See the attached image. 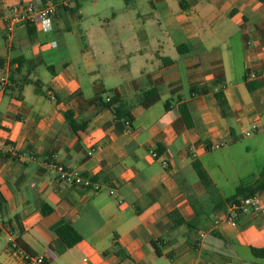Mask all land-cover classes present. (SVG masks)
Listing matches in <instances>:
<instances>
[{
	"label": "crops",
	"instance_id": "0c3cea01",
	"mask_svg": "<svg viewBox=\"0 0 264 264\" xmlns=\"http://www.w3.org/2000/svg\"><path fill=\"white\" fill-rule=\"evenodd\" d=\"M25 1L42 0H0V77L10 81L0 88V264H27L13 247L17 238L45 264H264V207L227 224V199L238 185L224 195L204 162L213 146L238 139L236 128L243 137L255 124L264 134V3L146 0L137 19H154L165 40L126 54L141 66L125 77L119 66L101 70L83 41V0H55L68 5L48 32L33 26L29 35L19 25L7 39L4 21ZM248 72L258 78L247 82ZM254 82L262 84L249 92ZM150 88L155 97L139 103ZM106 98L131 112V128L102 107ZM67 112L86 129L74 131ZM52 163L88 176L101 191L60 182ZM42 206L51 212L43 215ZM63 224L81 237L72 248L56 234Z\"/></svg>",
	"mask_w": 264,
	"mask_h": 264
},
{
	"label": "rangeland",
	"instance_id": "374dc122",
	"mask_svg": "<svg viewBox=\"0 0 264 264\" xmlns=\"http://www.w3.org/2000/svg\"><path fill=\"white\" fill-rule=\"evenodd\" d=\"M92 2L83 0L84 18L79 27L83 34L86 31L83 41L91 47L101 70L103 66H119L121 76L131 77L141 64L130 62L136 58L135 54L130 59L125 55L140 48L150 51L157 40H165L154 19L147 16L137 19V14L142 15L147 8L146 0L128 4L122 0H98L96 9ZM164 47L166 54H174L167 45ZM126 59L129 62H121ZM142 65L150 68V64ZM235 131L238 135L235 142L226 139L222 147L214 148L204 160L224 195H231L235 186L258 176L264 167V134L253 131L249 137H242L238 128Z\"/></svg>",
	"mask_w": 264,
	"mask_h": 264
},
{
	"label": "built area",
	"instance_id": "2783aa9c",
	"mask_svg": "<svg viewBox=\"0 0 264 264\" xmlns=\"http://www.w3.org/2000/svg\"><path fill=\"white\" fill-rule=\"evenodd\" d=\"M66 2H57L55 0H45L39 3L32 1L21 2L20 4L12 7L4 21L5 36L7 39L11 38L15 28L19 25H31L37 27L40 31L48 32L51 29V23L55 18L58 8L60 6L66 7ZM258 78L257 73L248 72L246 81L250 82ZM10 86V81L7 77H0V88L4 90ZM110 98H106L108 102ZM259 130L257 125H251L249 130L244 133L245 137H249L251 132H257ZM218 145L212 148H217ZM50 167L57 173L58 180L64 184L81 188H92L94 191H101V187L93 185L92 180L88 176H82L77 173L69 172L59 163H52ZM109 194H113V190L109 191ZM264 191L259 192L248 198H236L227 202V216L226 223L229 225H235L236 219L239 215H246L247 213H258L264 207V199L262 197ZM217 223V222H216ZM215 223V224H216ZM14 248H18L16 244H13ZM27 264H44L45 256H28L23 253Z\"/></svg>",
	"mask_w": 264,
	"mask_h": 264
},
{
	"label": "trees",
	"instance_id": "16d2710c",
	"mask_svg": "<svg viewBox=\"0 0 264 264\" xmlns=\"http://www.w3.org/2000/svg\"><path fill=\"white\" fill-rule=\"evenodd\" d=\"M42 1H45V0H42ZM122 1H124L126 4H128V3L132 2L133 0H122ZM258 1L261 3H264V0H258ZM26 26L28 28V34L29 35L33 34V32H34L33 26H31V25H26ZM185 48H186V46H184V45L179 46L177 48V51L179 53H181L185 50ZM261 84H262L261 82L247 83L246 87H247V90L249 92H253L257 88H259ZM156 94H157L156 89L150 88V89H148V90H146L140 94L138 101H139V103H144L146 101H149L153 97H155ZM213 98L216 102V105L219 109L221 116L224 118L228 117L230 112H229V107H228V104H227V101H226L224 95L221 92H217L213 95ZM102 107L111 110V112L113 113V115L117 121H123V122L127 123L128 126L131 128V124L133 122V116H132L131 112L128 109H126V107L123 104H121L117 99L112 98L108 102H106V101L103 102ZM166 107L167 106L165 104V109H166ZM180 114H181L183 121L185 122L186 126L190 127L191 126V121H190L191 118H190V114L188 112V109L185 105H182L180 107ZM65 117H66L67 123L71 126V128L74 131H84L86 129V125H77L74 122V120L72 119L71 113H69V112L65 113ZM192 167L195 170L196 174L198 175L199 179L201 180L202 184L207 189L212 190V184H211L205 170L201 166V164L197 161H194ZM262 191H264V167L259 172L257 177H254L247 182H242L241 184H239L236 187L235 194L233 195V197L228 198L227 202L231 201L232 199H236V198H248V197H251V196H253L259 192H262ZM0 203H1V199H0ZM219 205H221V204H219ZM41 212L43 215H48L51 212V208L46 207V206H42ZM173 215L174 214H172L171 216H173ZM175 224H177V225L186 224L187 226L189 225V224L185 223L183 220H179V222H175ZM56 234L68 248H72L73 246H75V244H77L81 240V237L79 236V234L71 226H69L67 224H63V225L59 226L56 229ZM15 244L17 247L22 249L23 253L27 254L30 257L33 256V254H31L28 247L19 238H17L15 240Z\"/></svg>",
	"mask_w": 264,
	"mask_h": 264
}]
</instances>
